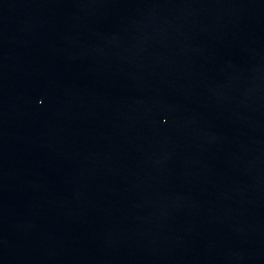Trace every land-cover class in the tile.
<instances>
[{
	"label": "water",
	"instance_id": "water-1",
	"mask_svg": "<svg viewBox=\"0 0 264 264\" xmlns=\"http://www.w3.org/2000/svg\"><path fill=\"white\" fill-rule=\"evenodd\" d=\"M0 264H264V0H0Z\"/></svg>",
	"mask_w": 264,
	"mask_h": 264
}]
</instances>
